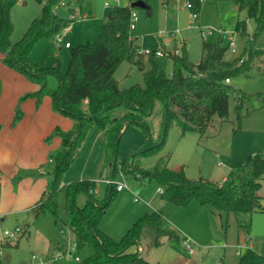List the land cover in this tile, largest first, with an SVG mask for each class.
Instances as JSON below:
<instances>
[{"label": "rangeland", "instance_id": "374dc122", "mask_svg": "<svg viewBox=\"0 0 264 264\" xmlns=\"http://www.w3.org/2000/svg\"><path fill=\"white\" fill-rule=\"evenodd\" d=\"M91 3L93 14L90 18L77 17L59 37L37 41L31 50V59L46 67H53L59 63L65 72L69 62V49H65L64 45L68 43L73 48L87 41H95L100 36L102 25L108 19L111 10L116 6H127L128 0H91ZM105 3L108 6H105ZM55 12L64 19H69L72 14L69 13L67 6H59ZM134 13L137 19L130 36L133 45L141 52L149 49L173 52L175 49L172 36L178 31L177 36L185 45L188 60L197 63L202 43H214L218 38L215 32L201 38L200 26L230 32L234 46L226 51L225 60L237 57L244 48L254 47L256 50L264 51V33L252 42L250 36L254 31V23L247 20L245 12H238L232 2L205 0L196 19L186 8V0H149L145 9L136 8ZM10 16L13 24L10 40L14 43L23 36L30 22L41 16V6L34 0H18ZM237 20H246L248 36L235 32ZM223 40L225 44L228 42L227 37ZM154 61L160 70L170 74L172 69L170 56L154 57ZM115 78L121 89L142 84L141 72L125 62L117 68ZM48 86L51 89L56 88L55 77H49ZM231 86L248 95L264 91V55L253 61L247 75L233 77ZM48 111L54 125L53 129L56 127L63 131L70 129L62 128L68 125V119L55 114L51 109ZM126 112L123 106H119L108 111L107 116L111 120L114 118L121 120ZM240 115L238 122L234 101L230 99L227 118L214 117L203 138L194 133L182 136L178 128L172 126L163 147L154 154L137 158L135 164L148 170L163 158L169 169L177 170L182 166L188 178L219 183L231 170L243 166L248 157L264 154V107L256 100H247L243 103ZM145 121L148 134L135 123H129L123 128L115 153L110 144L111 134L91 127L85 135L77 157L61 178V189L57 196V216L46 212L34 220L29 208L39 200L45 190L44 183L35 180L44 179L37 176V171L50 168L48 156L55 153L59 145L54 139L46 140L47 136L36 143L35 134L29 135L24 147V156L20 160L22 165L17 169L16 175L0 181L2 263L31 264L32 256H38L45 264H83L92 254V248L90 246H84L79 250L74 248L75 236L65 224L66 187L72 182L94 181V200L96 203H102L107 191V185L102 179L110 178V164L115 161L119 165L127 159L129 152L149 148L158 141L162 121V104L159 100L154 101L152 113ZM24 125L25 130L31 128L32 124L26 120ZM114 181L126 184L128 188L119 191L105 211L99 223L102 232L114 241H119L138 218L147 212L160 211L166 228L173 230L180 237V245L176 242L168 244L166 239L162 238L160 240L162 244L156 247L152 230L143 229L140 244L131 247L130 252L138 250L142 257L150 262L149 264H174L177 257L188 259L189 254L183 246L184 240L192 245L194 254L192 258H196L197 264H238L240 257L244 256L248 249L264 255V211L216 216L210 207H200L196 202L182 208L161 201L158 192L160 186L156 182L143 185L131 175L126 177L116 175ZM261 183L262 188L258 195L261 198V205L264 206V180ZM135 195H138L137 201H134ZM86 200L84 194H79L75 198V204L81 208ZM26 224L30 225L28 233L22 237L19 235V239L16 238L17 246L16 239L7 240L2 234L5 229L13 230L19 227L22 230ZM60 229L64 233H61ZM5 242L10 246L2 247ZM57 253L61 255L57 256Z\"/></svg>", "mask_w": 264, "mask_h": 264}, {"label": "trees", "instance_id": "16d2710c", "mask_svg": "<svg viewBox=\"0 0 264 264\" xmlns=\"http://www.w3.org/2000/svg\"><path fill=\"white\" fill-rule=\"evenodd\" d=\"M34 1L41 6V16L33 19L23 36L14 43L10 40L13 31L10 14L18 0L0 2L1 63L37 86V90L20 97L11 124L14 126L21 119L20 104L24 100L32 99L38 108L43 99L48 97L51 110L68 119L71 127L67 131L56 127L46 138H57L59 146L55 153L48 156L50 168L37 171V176L46 180V185L39 200L29 208L33 220L46 212L57 216V196L61 189V178L77 157L91 127L111 134L110 144L115 153L121 131L129 123L141 126L148 134L145 118L151 115L155 100L162 104L158 141L149 148L129 152L127 159L119 165L113 161L110 164V178L114 180L116 175H131L143 185L156 182L163 190L160 194L161 201L175 207L185 208L191 202H196L199 206L210 207L217 215L264 211L258 195L261 181L264 180V154L248 157L245 164L231 170L222 183L188 178L183 167L177 170L169 169L163 158L148 170L135 164L137 158L154 154L163 147L172 126L177 127L182 136L194 133L203 138L214 117L227 118L230 99L234 101L238 122L245 101L256 100L264 107V91L248 95L231 86V79L247 75L253 61L264 55V51L254 47L244 48L237 57L225 60L229 45L228 42L224 43V37L218 35L216 42L202 43L197 63L188 60L185 45H182L177 54L170 56L172 69L170 74H166L159 69L153 54L144 57L138 53L130 36L131 13L139 8L131 7V4L141 1L145 5L142 9H145L149 0H128L127 6H116L111 10L110 16L102 25L100 36L95 41L69 47V62L63 72L59 63L46 67L34 62L30 56L31 50L40 39H54L75 21L58 16L55 11L59 6H67L69 13H73L76 8L82 18H90L93 14L91 0ZM216 1L232 2L238 12H245L247 20L254 23V31L250 36L252 42L264 33V0ZM204 2L205 0H186V3L191 5L189 10L196 14ZM235 32L248 36L246 20L236 21ZM177 46L175 41V50ZM124 62L141 72L142 84L119 88L115 73ZM49 77L56 78V88H49ZM226 80H229V83H226ZM119 106L127 110L126 114L121 120L109 119L107 112ZM94 191L95 182L90 180L72 182L66 187L65 224L75 236L77 250L84 246L92 248V254L83 264H149L138 250L130 252L131 247L139 245L141 233L145 228L152 230L155 246L160 244L162 238L168 243L176 242L180 245L179 235L166 228V222L159 211L147 212L127 229L119 241H114L100 230L99 223L119 191L114 184H107L106 196L102 203L95 202ZM79 194L87 197L81 208L75 204V198ZM26 225L19 237L28 233L30 225ZM7 246H10L8 242L2 244V247ZM258 263H264V255L250 249L238 262Z\"/></svg>", "mask_w": 264, "mask_h": 264}, {"label": "crops", "instance_id": "0c3cea01", "mask_svg": "<svg viewBox=\"0 0 264 264\" xmlns=\"http://www.w3.org/2000/svg\"><path fill=\"white\" fill-rule=\"evenodd\" d=\"M23 5H25V3H23ZM198 16L199 14H197L196 18H198ZM173 40L175 42L176 39L173 38ZM1 59L2 55L0 53V181L2 179L6 180V177H9L11 175H16L17 169L22 165V162L20 160L24 156V147L27 143V139H29V135L35 134L34 141L36 143H39L50 134L54 126L48 113V110L51 109V101L48 97H45L43 99L41 105L38 108L35 107V103L32 99L24 100L20 104L22 117L17 124L12 126L11 123L14 116V110L18 103V100L27 92L37 90V86L28 82L25 78H23L16 72L5 67L1 63ZM26 120H29L32 125H30L31 128H25L24 130V124ZM70 127L71 122L69 121L68 125L63 126L62 128L67 130ZM54 140H56L59 145V140L57 138H54ZM26 179L30 180V178ZM35 180H41L44 183L45 188L46 182L44 179ZM224 180L225 178H223L219 183H222ZM261 188L259 189V191L261 190ZM212 214H214V212H212ZM216 216L218 215L216 214ZM161 244L162 243H160L158 246H160ZM192 255L194 254H189L188 259L177 257L176 263L174 264H197L196 258H192ZM0 261L2 263L1 259ZM147 262L150 263L149 261Z\"/></svg>", "mask_w": 264, "mask_h": 264}, {"label": "built area", "instance_id": "2783aa9c", "mask_svg": "<svg viewBox=\"0 0 264 264\" xmlns=\"http://www.w3.org/2000/svg\"><path fill=\"white\" fill-rule=\"evenodd\" d=\"M114 1H117V0H114ZM105 6H108V4L105 3ZM186 8L187 9H191V5L188 4V3H186ZM192 14H193V18L196 19L197 14L196 13H192ZM77 17L82 18L80 16V14H79V11L76 9V12L73 11V13L70 15L69 19L76 20ZM136 19L137 18H136L135 13L132 12L131 13V25H130L131 30H133L135 28ZM214 32L217 35H221L222 37H227L229 48H233L234 43H233L232 36L230 35V32L225 31V30H222V29H216V28H213V27H210V26H202V27H199V33H200L201 38H204L206 35L212 34ZM177 35H178V31H175V33L172 36L174 39H176L175 41L178 43L177 49L174 50L173 52H165V51L160 50V49H152V50L149 49V50H145L143 52L138 51V53L140 55L144 56V57H148L151 54H153L155 57H169L171 55L177 54L179 52V48L183 45L182 39H180L179 36H177ZM57 37H59V36H57ZM64 46H65V48H69L70 47V45L68 43H66ZM232 50L234 51V49H232ZM225 82L226 83H229V80H226ZM102 182H104L106 185L107 184H109V185L110 184H114L116 186V190L117 191H121L123 189L128 188V186L126 184L116 183L111 178L102 179ZM158 192L160 194H162V192H163L162 188H159L158 189ZM138 199H139L138 198V195H135L134 196V201H137ZM61 233H63V231H61ZM2 234H3V236H5L7 238V240H9V239H16L21 234V228L16 227L13 230L5 229ZM183 246H184V249L186 250V252L188 254H192L193 253L192 245H190L187 240H184L183 241ZM74 248H76V244L74 245ZM1 254H2V250H0V258H1ZM56 255L57 256H60L61 253H57ZM237 255H239V253H237ZM75 260L76 261H79L78 258H75ZM0 264H2L1 261H0ZM31 264H45V261L42 260L38 256H32V262H31Z\"/></svg>", "mask_w": 264, "mask_h": 264}, {"label": "water", "instance_id": "95a60500", "mask_svg": "<svg viewBox=\"0 0 264 264\" xmlns=\"http://www.w3.org/2000/svg\"><path fill=\"white\" fill-rule=\"evenodd\" d=\"M145 5L141 2V1H136V2H133L131 4V7H139V8H143ZM110 15H108L109 17Z\"/></svg>", "mask_w": 264, "mask_h": 264}]
</instances>
